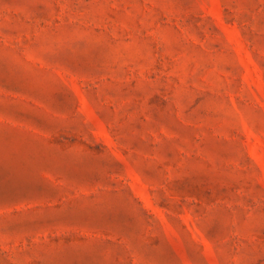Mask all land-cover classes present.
I'll use <instances>...</instances> for the list:
<instances>
[{"label": "rangeland", "instance_id": "obj_1", "mask_svg": "<svg viewBox=\"0 0 264 264\" xmlns=\"http://www.w3.org/2000/svg\"><path fill=\"white\" fill-rule=\"evenodd\" d=\"M0 264H264V0H0Z\"/></svg>", "mask_w": 264, "mask_h": 264}]
</instances>
